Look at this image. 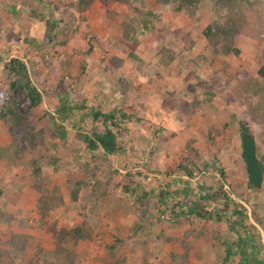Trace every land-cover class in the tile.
<instances>
[{"label": "rangeland", "instance_id": "1", "mask_svg": "<svg viewBox=\"0 0 264 264\" xmlns=\"http://www.w3.org/2000/svg\"><path fill=\"white\" fill-rule=\"evenodd\" d=\"M78 1L0 0L2 21L14 20L13 12L24 2L18 18L29 21L24 32L35 44L44 40L46 28L35 24L33 12L62 20L56 44H40L36 51L21 39L18 24H1V56L9 61L14 56L29 60L37 80L42 79L44 96L38 107L19 90L11 97L27 115L24 126L32 127L36 134L44 130V148H28L13 118L0 117V155L10 167L0 182V187L5 186L0 210L12 216L11 222H3L0 215V244H7L9 234L26 233L33 237L29 247L35 248L25 254L0 249V264H29L39 256L36 252L42 245L43 254L48 253L57 241L49 224L56 221L67 229L84 221L95 230L92 241L73 244L71 237L65 240V248L75 251V264H108L106 247L117 245V238L124 241L126 264H170L175 257L177 263H183L185 254L186 264H239L240 260L254 264L264 260V182L262 190L249 184L240 128L244 124L250 129L257 155L264 158V94L254 92L264 87V77L259 74L264 66V4L237 0V21L246 19L236 44L241 54L216 55L204 32L210 24H227L231 16L219 0H202L196 16L176 12L157 0H84L88 5L82 12ZM127 25L131 35L132 28L136 30L133 42L125 39ZM171 55L174 60L166 63ZM0 68V92L7 91L12 78L5 64ZM114 88L119 89L117 94L112 93ZM65 99L70 107L84 101L88 116L94 106L107 112L115 107L126 111L128 120L122 127L129 137L123 152L112 161L119 174H104L102 157L87 159L83 155V146L76 140L81 123H57L56 106ZM76 114L78 118L79 112ZM60 128L66 138L56 137ZM51 158L58 162L50 164ZM36 161L43 167L41 179L34 172ZM216 162L215 170L207 168ZM182 164L197 174L190 181L188 201L199 200L200 192L206 194L208 200L199 201L204 213L215 212L212 220L178 215L177 203L185 199L183 182L189 180ZM94 166L100 167L98 175L102 182L110 181L109 186L94 195L91 180L73 201L68 182L80 180L87 175L85 169ZM201 180L205 189L200 188ZM57 183L66 186L64 204L51 211L45 223L39 209L41 192L54 190ZM118 184H138L149 192L153 205L145 218L138 206L122 195L121 187L115 186ZM165 191L179 193L165 199L167 206L161 201ZM238 205L246 207L248 218L244 220L252 226L250 233L238 232L241 249L233 243L236 238L228 221ZM219 213L221 220H217ZM137 228L140 231L136 232ZM257 234L263 238L260 248ZM229 248L236 250L232 261L226 251ZM57 261L53 258L50 262Z\"/></svg>", "mask_w": 264, "mask_h": 264}, {"label": "trees", "instance_id": "2", "mask_svg": "<svg viewBox=\"0 0 264 264\" xmlns=\"http://www.w3.org/2000/svg\"><path fill=\"white\" fill-rule=\"evenodd\" d=\"M119 1V0H116ZM160 4L163 6H172L176 12H182L186 11L189 15L196 16V12L198 9L199 4L202 0H157ZM105 2H109L108 0ZM220 4L223 8L228 9L230 12V18L227 21V24H210L204 32L205 37L209 40L210 47L213 49L214 53L220 54H229L234 53L235 55L241 54V49L239 46H236L239 36L242 34L244 23L246 21L245 18L237 21V16L240 14L238 7H237V0H219ZM242 3H248L250 5H256L263 3L264 0H242ZM24 2H21L19 5V8L23 6ZM88 5L87 1L79 0L77 7L79 11H85L86 6ZM17 11L13 12L16 18L14 20H8V24H18L20 26L19 33L21 39L28 45L33 46V50L39 49V45H55L56 40L58 38V29L62 23V20H59L57 18H47L43 15H39L36 12H33L32 15L33 18H35L37 21L35 24H44L46 28V36L43 41H40L39 43L35 44L36 40L30 35H27L25 31L24 24H29V21L25 20L22 21L20 18H18V9ZM41 18V20H40ZM239 19V18H238ZM2 19H0V39H1V29H2ZM126 25V24H125ZM146 28H148L149 24H143ZM128 26L125 27L127 31H125V39L126 41L133 42L137 39V36L135 35L136 30L135 28H132V35L129 32ZM131 29V28H130ZM28 33V32H27ZM264 53V52H263ZM170 60H174V57L171 55L169 56V63ZM0 63L5 64V67L7 68L9 77L12 78V82L10 84L9 90H3L0 92V117L3 120H6L8 116H11L13 118L14 126L19 130L20 132V139L24 142V144L32 149V150H41L44 148V130H40L38 134H36L33 130V128H26L24 126L28 122L27 115L23 114L21 112V107L19 106V102L14 98L11 97V93H14V91L19 90L23 92L26 97H28L32 105L34 107H38L43 102V96L44 93L42 91V79H38L36 75L33 74V70L30 66V61L26 60L20 56H14L12 60H7L4 58V56H1L0 54ZM259 74L261 77H264V66L259 70ZM123 83V82H122ZM121 84V82L119 83ZM119 92L118 88H114L113 94H117ZM256 94L263 93L264 94V87L260 89L254 90ZM61 99V98H60ZM67 99L64 101L62 100L58 106H56V118L57 123H60V126H63L66 121H73L75 120L76 123H81V131L78 132V136H76V140L83 146L81 148L83 155H85L88 158L97 159L99 157H102V172L104 174L109 175H115L119 174L120 170L119 167L114 168L112 161L117 159L121 152H123L124 148V141H126L129 137L127 131L122 127L123 123L126 122L127 117H125L126 111L123 109L117 110L115 107L114 109L107 111H102V109L97 108L96 106L92 107L90 109L89 116L85 114L86 105L85 102H81V104H76L74 107H70L69 104H67ZM79 112V116L77 118L76 112ZM51 112V111H50ZM52 113V112H51ZM124 115V116H123ZM127 115V114H126ZM88 117V118H87ZM54 119L55 116H52ZM241 130L244 133H248L250 129L246 127L244 124H241L240 126ZM57 131V130H56ZM56 137L58 139L66 138V132L64 128L58 129L56 132ZM80 153V152H79ZM259 158V157H258ZM264 158H260V164L261 168L264 172ZM58 162L56 158H51L50 164L55 165ZM86 164L85 166H87ZM194 168L198 167L197 164L193 165ZM212 167L214 170L217 167V162L214 164H207V168ZM100 168V167H98ZM98 168L97 166H94L91 170H87V175H83V177L80 180L75 181H69L67 186L69 188V194L73 201H76L83 189H86L90 186L91 180H94V184L92 187V191L94 195L100 194V190L104 186H109L110 181L102 182L101 178L98 175ZM182 169L184 173L187 175L188 179L187 181L183 182V188L181 189L183 191L184 200L177 203L176 207H179V213L180 216L185 217H193L196 216L197 218L201 220H212L215 216V212L210 213L207 215L204 213L201 209V202L199 200H208V196L206 194H199L198 198L199 200H189L191 199V192H192V186L190 181H193L197 174L196 171L192 168H189L188 166H185L182 164ZM35 175L38 179L42 178L43 175V167L40 163L37 161L35 162V168H34ZM102 173V174H103ZM205 173V172H204ZM109 183V184H108ZM200 188L205 189L206 186L204 182L201 180L199 181ZM116 187H121L122 195L128 197V200L131 199L130 202H133L138 206V208L141 211V215L145 218L146 214L148 215L149 212L147 210H150L151 205H153L152 197L149 194V192L143 191L138 184H129V185H122L118 184L115 185ZM65 187L61 183H57L54 190L48 192L47 188L42 190V194L39 200V209L41 212L42 220H44L45 223H48V221H45L46 217H49V213L53 211L56 207L61 206L64 204L63 194L62 192L65 190ZM142 192V193H141ZM175 192L165 191L162 192L161 201L164 206H167V203L165 202V199L167 197H172L173 195H179ZM103 194L105 195V192L103 191ZM226 198H229L228 193L226 194ZM248 210L246 207L242 205H238V207H235L232 216L228 218L229 221V229L232 232L233 236L236 238V240L233 242L236 247H239L241 249L242 247V237L239 235L238 232L240 230H245V233L251 232V224L249 222H246L245 217H247ZM0 215L2 218H5L8 222H11L12 216L2 213L0 210ZM233 216L237 217V219H233ZM217 220H221V214L219 213L217 215ZM261 225V223H259ZM50 230L53 235L57 237V241L54 248H51L48 253L43 254V245L40 248V242H37V246H39L40 252H36L39 254L38 257H36V260L31 261L29 264H40L41 261H43L42 264H51V260L53 258H56L57 264H75V251L72 248H65L64 242L67 239V237H71L73 240V244L78 243L79 241H92L95 238V230L91 227V225L88 222L81 221L75 222L74 226L72 228H65L60 225H58L57 221L50 223ZM263 226V225H262ZM254 230V229H253ZM135 231V230H134ZM140 231V229H136V232ZM257 242L256 245L258 248H260L261 244H263V238L260 234H257L255 236ZM33 237L30 234H20V235H14L12 236V239H10L8 242L11 246V251L14 254L20 253H26L28 250H34L35 248L29 247V242L32 240ZM117 245L112 244L111 246H107V263L108 264H126L124 256L123 255V240L120 238L116 239ZM115 243V242H114ZM146 244V243H145ZM38 248V249H39ZM233 248V247H232ZM146 250L147 244H146ZM228 253V259L231 260L235 253V249L229 248L226 250ZM246 255V253L242 250L241 252ZM47 255V257H46ZM50 256V258H48ZM188 257V254H185V258H182L183 263H177L178 259L175 257V260L172 261L170 264H186V259ZM185 259V260H183ZM9 263H12L11 260H8ZM232 261V260H231ZM247 260H240L239 264H249L247 263ZM254 264H264V260H257Z\"/></svg>", "mask_w": 264, "mask_h": 264}, {"label": "water", "instance_id": "3", "mask_svg": "<svg viewBox=\"0 0 264 264\" xmlns=\"http://www.w3.org/2000/svg\"><path fill=\"white\" fill-rule=\"evenodd\" d=\"M243 154L246 169L249 176V184L257 190H262L264 182V172L261 168L257 155L256 140L250 132L242 135Z\"/></svg>", "mask_w": 264, "mask_h": 264}, {"label": "crops", "instance_id": "4", "mask_svg": "<svg viewBox=\"0 0 264 264\" xmlns=\"http://www.w3.org/2000/svg\"><path fill=\"white\" fill-rule=\"evenodd\" d=\"M2 24H8V21H3L2 22ZM0 53H1V50H0ZM0 65H3L2 63H0ZM1 69V68H0ZM4 69V68H3ZM1 71H2V69H1ZM1 77V76H0ZM5 158V156L3 155V156H1L0 155V182H2L3 180H4V177L5 176H8V173H9V166L7 165V161H5V160H3ZM3 188H5V186H1L0 187V193L3 191ZM2 211V213H4L5 211L4 210H1ZM5 214H6V212H5ZM1 219H2V217H1ZM4 220V221H3ZM2 221L3 222H7V220L4 218ZM22 221L23 220H21L20 219V222H18L19 224H21L22 223ZM21 235L22 234H26V233H20ZM20 234H17V233H15V235H20ZM10 236V237H9ZM9 236L7 237L8 239L6 240V242H7V244H0V249H3V248H9V253H11V247H8V240L9 239H12V236H14V234H9ZM81 241H79L78 243H80ZM82 242H84V241H82ZM0 243H1V241H0ZM5 245H7V247L5 246ZM1 261V260H0Z\"/></svg>", "mask_w": 264, "mask_h": 264}]
</instances>
